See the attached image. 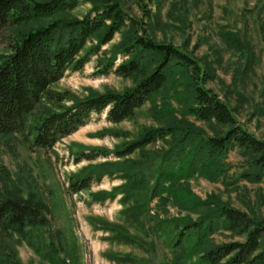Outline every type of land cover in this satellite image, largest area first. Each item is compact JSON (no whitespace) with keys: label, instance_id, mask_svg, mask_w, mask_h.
Masks as SVG:
<instances>
[{"label":"rangeland","instance_id":"374dc122","mask_svg":"<svg viewBox=\"0 0 264 264\" xmlns=\"http://www.w3.org/2000/svg\"><path fill=\"white\" fill-rule=\"evenodd\" d=\"M121 1L130 17L144 21L140 34L192 55L212 75L205 86L229 105L244 129L264 140V0ZM91 7L82 0L72 16L82 17ZM143 9L153 12L149 21ZM126 30L101 48L115 57L116 67L127 60L119 48ZM18 35L11 28L0 32V64ZM97 61L98 56H91L83 70L66 72L52 90L68 91L82 100L135 86L138 78L98 73ZM185 93V85L173 79L133 119L111 124L106 112L94 114L51 150L32 146L31 128L45 117L46 104L30 115L24 135L0 136V193L10 190L31 200L43 207L46 218L21 230L0 229V264H176L166 239L149 236V227L163 222L161 229L168 228L166 220H197L221 205L264 221V170L239 147L232 146L215 162L201 159L187 176L180 175L189 166L197 140L226 131L187 114ZM166 126H176V134L132 155L116 154L145 131ZM187 133L185 137L195 142L183 145L169 165L163 158ZM85 155L95 159L89 161ZM167 167L178 174L172 181L163 178L156 192L157 178ZM85 172L103 176L93 177L89 190L75 193L71 181ZM98 192L110 196L95 201L92 194ZM209 239L214 246L244 242L246 237L220 225Z\"/></svg>","mask_w":264,"mask_h":264},{"label":"trees","instance_id":"16d2710c","mask_svg":"<svg viewBox=\"0 0 264 264\" xmlns=\"http://www.w3.org/2000/svg\"><path fill=\"white\" fill-rule=\"evenodd\" d=\"M81 1L0 0V32L11 28L19 34L11 53L0 64V136L24 135L30 115L46 104L45 117L31 128V134H35L32 146L51 150L87 125L94 114L106 112V120L111 124L133 119L138 109L159 96L174 79L185 85L182 103L187 114L226 128L221 135L196 141L189 169L186 167L185 173L180 175L187 176L192 165L201 159L215 162L232 146L249 154L253 165L264 170V140L244 129L229 105L205 86L212 75L204 71L192 55L173 44L157 42L146 33L140 34L138 27L144 21L140 24L130 17L121 0H86L92 5L90 11L82 17L72 16ZM146 11L149 21L153 12L143 9ZM126 28L119 48L127 60L116 67L115 57H108L101 48ZM91 56H98V73L138 78L135 86L124 92L94 94L82 100L75 99L68 91L52 90L66 72L83 70ZM69 102L71 105L67 104ZM166 109L171 110L169 106ZM176 132V126L147 130L117 149L116 154L118 157L132 155ZM186 135L190 134H185L177 142L179 145L163 158L169 165L183 145L190 140L195 142L194 137ZM85 157L89 161L95 159ZM164 169L157 178L156 192L163 178L172 181L178 174L171 167ZM102 176V172L82 173L71 181V189L75 193L89 190L93 177L101 179ZM92 195L95 201H104L110 196L106 192ZM43 212V207L15 192L0 193V229L11 226L21 230L44 223ZM137 214L139 212L134 215ZM162 223L147 231H150L149 236L160 235L166 239L176 264H186L195 256L193 264H264V221L230 206H217L197 220H166L165 224L170 226L165 229H161ZM220 225L244 235L245 241L212 246L209 238Z\"/></svg>","mask_w":264,"mask_h":264}]
</instances>
